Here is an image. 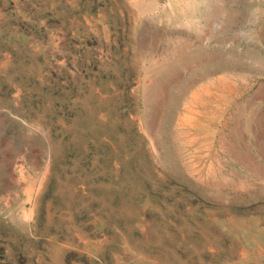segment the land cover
I'll list each match as a JSON object with an SVG mask.
<instances>
[{
	"label": "rangeland",
	"instance_id": "rangeland-1",
	"mask_svg": "<svg viewBox=\"0 0 264 264\" xmlns=\"http://www.w3.org/2000/svg\"><path fill=\"white\" fill-rule=\"evenodd\" d=\"M147 1L0 0V264H264V0Z\"/></svg>",
	"mask_w": 264,
	"mask_h": 264
},
{
	"label": "bare ground",
	"instance_id": "bare-ground-1",
	"mask_svg": "<svg viewBox=\"0 0 264 264\" xmlns=\"http://www.w3.org/2000/svg\"><path fill=\"white\" fill-rule=\"evenodd\" d=\"M203 1H205L204 3H207L209 5L207 0H199V1H196V0H174L175 4L172 5L171 8L176 9L182 15V17L187 19L189 22L195 21V20L193 21V15H194V13H197V12L201 15V17L199 16L200 17L199 19L202 18V19H204L205 22H206V20H208L207 19L208 17H210L212 20L216 19L215 17H217V16L213 15L216 13V9L214 7L210 8L209 6L205 5V8H207V9L204 8L205 11H201V6L204 4ZM131 2H132V5H134L136 8H138L141 11L144 10L143 7H144V5H147V4L152 5L154 7H157L156 5L151 4V2L147 1V0H131ZM208 8H209V10H208ZM226 16L229 19L231 15L227 13ZM169 22L172 23V21H170V20H169ZM173 23H175V22H173ZM206 24H207V22H206ZM197 33L199 35L198 39L201 41H208V39L211 38V36L209 35L210 34L209 32H207V33H209L208 35H207V33H205L202 30H198ZM209 36H210V38H209ZM213 36L215 37L214 33H213ZM213 39L214 38H211L209 41H212ZM181 40H177V44H178L177 49L180 50L181 52L177 51L173 54H167V55L165 54V56L162 55L163 60H164V64L166 65V68L164 70L161 68L164 71L163 74L165 77L164 78L165 83L162 84V87L161 88H159V87L154 88V87H151L150 85H147L146 87L144 86L145 87L144 91H146V96L148 98V102L152 104V105L151 104L150 105L153 106L154 112L156 111V105H160L162 103L164 104V102H163V91L169 90L170 87L173 88L174 86H176L178 80L179 81L180 80L185 81V83H186L185 87L188 90L190 87H192L194 84H196V82H198L199 80H201L203 78H208L209 76L214 75L217 71L223 69V67L225 65H227L226 64L227 62L224 63L225 59L219 60L220 57H215V56L204 57L202 55L203 51H201V48L199 45H196L195 47H192V49H191V46H189L191 44L190 43L191 41L189 42L187 39L182 40V41ZM194 43H196V42H194ZM192 62L193 63L196 62L195 63L196 65L193 66ZM178 70H183V72L179 71L180 72V74H179ZM188 81L190 82V84L187 83ZM185 87L183 86L182 90H185ZM157 88L159 89V93H155L154 89H157Z\"/></svg>",
	"mask_w": 264,
	"mask_h": 264
}]
</instances>
